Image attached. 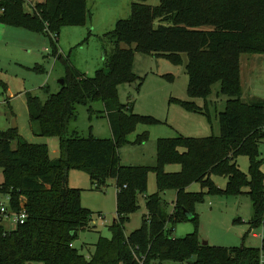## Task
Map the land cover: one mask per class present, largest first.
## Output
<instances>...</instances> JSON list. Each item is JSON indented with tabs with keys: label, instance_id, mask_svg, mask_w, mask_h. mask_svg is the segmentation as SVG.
<instances>
[{
	"label": "trees",
	"instance_id": "16d2710c",
	"mask_svg": "<svg viewBox=\"0 0 264 264\" xmlns=\"http://www.w3.org/2000/svg\"><path fill=\"white\" fill-rule=\"evenodd\" d=\"M28 1L0 0V22L54 33L53 53L62 57L56 43L60 31L66 25L87 23L88 0H42L30 11L25 9ZM148 1L132 0L131 16L119 19L114 29L104 34L113 51L94 76L79 72L65 61L67 75L58 93H49L44 101L39 95L27 93L33 133L59 137V158L51 157L47 143L29 142L16 128L0 130V195L9 197L14 211L25 208L28 213L15 229L0 226V264H261L264 237L261 247H226L204 244L196 231L179 238L172 233L180 220L198 222L194 209L206 194H248L254 207L250 224L264 225L260 149L264 141V101L257 97L244 100L241 80V56L264 54V0H160L157 5ZM122 43L129 47L123 48ZM137 51L166 56L174 63L182 62V54H187L191 99L207 98L212 86L221 82V92L228 100L219 114L220 135L159 138L155 166L121 162L119 148L137 126L159 122L134 112L129 103L122 104L118 99L119 85L139 79L134 72ZM191 99L175 100L191 111L208 114L207 105L198 106ZM98 100L108 111L112 136L70 132L77 118L76 106ZM147 139L145 132L135 143ZM243 154L250 158L249 174L239 166L238 157ZM173 163L180 164L181 169L166 170ZM74 168L90 175L93 189L105 187L111 179L117 187L113 235L102 236L89 257L74 245L80 231L90 229L93 220V211L82 204V189L69 183ZM151 171L156 174L158 191L146 196L147 215L141 227L126 234L125 224L140 207L139 197L148 190ZM213 175L225 176L226 187H219ZM194 182L201 183L200 191L189 190ZM169 189L177 193L172 212L163 199Z\"/></svg>",
	"mask_w": 264,
	"mask_h": 264
},
{
	"label": "rangeland",
	"instance_id": "374dc122",
	"mask_svg": "<svg viewBox=\"0 0 264 264\" xmlns=\"http://www.w3.org/2000/svg\"><path fill=\"white\" fill-rule=\"evenodd\" d=\"M160 0H149L148 4L157 5ZM29 0L25 9L30 11ZM132 0H88L89 17L85 25L63 26L58 36L59 52L62 57L53 53L52 34L35 31L23 26L7 25L0 22V130H9L16 126L17 132L33 143H47L51 157L61 155L60 139L57 136L45 137L33 133L27 93L39 95L44 101L49 93H58L62 87L61 80L67 75L66 62L88 76L106 64V57L112 53V43L105 33L114 29L119 19L131 16ZM160 21H156V26ZM135 45H133L134 47ZM123 48L129 47L122 43ZM255 66V76L250 77L243 72V99L250 89H255L257 98L264 101V54ZM251 54H243V60ZM182 62L174 63L168 57L152 55L137 51L134 59V72L139 76L137 83L119 85L118 99L122 104H130L133 111L149 115L159 120L155 124H142L131 133L127 142L119 148L121 162L125 165L155 166L157 164V144L159 138L207 137L220 135L221 124L219 114L226 108L228 96L221 92V82L212 86L207 98L191 99L187 87L189 76L186 70L187 54H182ZM252 87V88H251ZM180 100H193L198 106H208V114L191 111L183 106ZM77 118L70 125V132L77 130L79 134H90L100 138H110L113 133L112 123L104 102L91 101L78 104ZM147 132L148 139L143 143H135L139 135ZM262 170L264 171V141L260 145ZM240 168L249 174L250 158L248 155L238 157ZM181 169L177 163L168 164L166 170L176 172ZM71 177V178H70ZM215 183L222 188L227 185V178L213 175ZM3 174L0 172V182ZM69 183L82 189V204L93 211L91 228L81 230L75 246L89 257L96 249V243L103 237H112L111 224L117 216V188L115 180L101 189H93L90 175L80 169H71ZM202 189L200 182H194L189 190L198 192ZM158 191L155 172L149 174V186L146 194L139 197L140 207L130 214L125 224V233L129 234L143 224L147 215L146 196ZM176 190L169 189L163 193L167 210H174ZM1 201L8 206L6 195L1 194ZM198 222L180 220L174 224V237H184L198 233L200 240L210 245L261 247L264 237V225L252 226L254 207L250 196L206 194L194 209ZM101 213V214H100ZM6 230L17 227L13 216L3 220ZM30 264H43L33 262ZM164 264H187L180 261H165Z\"/></svg>",
	"mask_w": 264,
	"mask_h": 264
},
{
	"label": "built area",
	"instance_id": "2783aa9c",
	"mask_svg": "<svg viewBox=\"0 0 264 264\" xmlns=\"http://www.w3.org/2000/svg\"><path fill=\"white\" fill-rule=\"evenodd\" d=\"M51 34L54 36V38L56 37L54 33ZM6 198L9 202V197ZM4 202L5 201L0 200V226L3 224V220L6 217L13 216V219L17 222V224L23 223L27 219L28 213L25 208L21 209L20 211H14L10 208V205L7 206ZM140 264H143V262H140ZM261 264H264V253H262Z\"/></svg>",
	"mask_w": 264,
	"mask_h": 264
},
{
	"label": "crops",
	"instance_id": "0c3cea01",
	"mask_svg": "<svg viewBox=\"0 0 264 264\" xmlns=\"http://www.w3.org/2000/svg\"><path fill=\"white\" fill-rule=\"evenodd\" d=\"M37 1H42V0H36V2ZM32 5H34V3H32ZM260 58H261V56L259 54H252L251 56L245 58V60H243L244 59L243 55L241 56V80H242L243 72L246 73L247 75H249L250 77L255 76V66H256L257 61ZM242 86H243V82H242ZM255 92H256L255 89H253V88H252V90L250 89L249 94L247 95L246 99H244V100H248V99H251L253 97H256V95H254ZM244 94H245V92H243V95ZM69 176H70V174H69ZM70 185L73 187V185L71 183H70ZM168 227H169V229L171 228V226H168Z\"/></svg>",
	"mask_w": 264,
	"mask_h": 264
},
{
	"label": "water",
	"instance_id": "95a60500",
	"mask_svg": "<svg viewBox=\"0 0 264 264\" xmlns=\"http://www.w3.org/2000/svg\"><path fill=\"white\" fill-rule=\"evenodd\" d=\"M61 83L62 85L64 84V79L61 80ZM13 128H16V126H13ZM188 217L190 218L191 217V214L190 213H187ZM204 244H207L208 242L207 241H203Z\"/></svg>",
	"mask_w": 264,
	"mask_h": 264
}]
</instances>
